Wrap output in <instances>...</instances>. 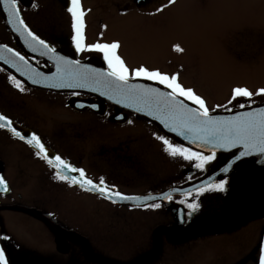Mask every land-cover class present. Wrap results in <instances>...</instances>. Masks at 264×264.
<instances>
[{
	"label": "flooded vegetation",
	"instance_id": "flooded-vegetation-1",
	"mask_svg": "<svg viewBox=\"0 0 264 264\" xmlns=\"http://www.w3.org/2000/svg\"><path fill=\"white\" fill-rule=\"evenodd\" d=\"M162 1L100 0L98 5L80 0L84 44L118 42L117 54L129 69L144 66L152 70L144 62L127 59V53L141 54H132L109 34L114 26L106 21L113 15L150 17L154 5ZM68 5L69 0H20L19 7L30 29L55 47L57 55L106 69L102 54L75 51ZM25 38L12 31L0 9V43L19 51L33 66L49 67L48 56L32 52ZM9 75L14 76L0 65V113L15 121L18 130L36 133L52 153L83 168L94 180L103 175L121 193L142 196L184 185L185 177L194 171L189 162L174 160L163 152L154 134L170 137L148 119L126 109L119 111L116 105L88 93L43 90L14 76L25 89L20 91ZM178 82L184 86L179 78ZM214 111L225 109L210 110ZM52 172L28 144L0 129V176L7 186V190L0 187V249L6 251L10 264H197L200 257L208 264L258 262L264 246V181L251 184L240 176L224 178L227 191L202 193L197 197L202 208L181 223L190 210L179 203V196L164 200L159 209L137 206L139 201L112 204L90 191L69 187ZM9 213L17 215L9 217ZM10 220L20 222L18 230L10 228ZM244 227L255 234L245 255L241 242L236 257L220 262L214 256V246L204 244L213 236L236 233Z\"/></svg>",
	"mask_w": 264,
	"mask_h": 264
},
{
	"label": "snow or ice",
	"instance_id": "snow-or-ice-1",
	"mask_svg": "<svg viewBox=\"0 0 264 264\" xmlns=\"http://www.w3.org/2000/svg\"><path fill=\"white\" fill-rule=\"evenodd\" d=\"M173 3L174 0H168V4ZM19 4L20 0H0V7L7 15V23L12 26V31L22 37L26 36L25 45L32 52L55 60L57 72L53 75H59L64 71L62 64L79 68V60L69 61L57 56L56 48L39 38L30 29L22 16ZM32 6L38 7L35 3ZM165 7L167 5L157 8L156 11L161 12ZM66 11L71 17V27L74 32L71 40L75 46V51H95L102 54V59L106 63L104 70H93L84 66L76 76L78 79L84 80L85 83H79L76 86L86 87L87 83L91 82L106 90L101 92L102 95L113 93L119 97L116 99V103H120L122 99L128 100L130 103L127 106L130 108L135 106L137 112H142L147 108L149 116L159 121L165 129L177 137L187 141L186 144L176 143L171 138L154 134L155 138L162 143L163 152L174 160L189 162L194 171L187 175L183 181L187 187L176 185L156 194L147 193L142 196H130L121 193L116 185H109L103 175L94 180L83 168L76 167L60 154L52 153L36 133L18 130L15 127V121L0 113V129H6L14 138L28 144L33 149L35 156L43 159L48 167L53 170L52 175L56 180L66 182L69 187L75 186L84 191H90L98 198L105 199L112 204L139 201L137 206L159 209L164 200L172 201L175 196H179L181 197L179 203L190 210L180 221L184 223L202 208V202L197 200V197L202 193L212 190L227 191L226 179H219L218 182L213 179V176L201 179V174L207 173L210 169L218 168L219 173L230 177L243 167L246 163L245 157L253 152L264 155V107H252L256 103L253 97H260V103L264 104V87L255 91H250L246 87H234L227 104H218L217 109L224 108L225 111L232 112L238 106L240 109L248 110L236 111L227 119L214 116L210 113L205 99L197 95L192 88L182 86L178 82L176 74L168 75L159 70H149L144 66L129 69L124 60L117 54L118 42L85 45L83 42L84 11L80 0H69ZM0 47H5L6 51L20 62L10 63L6 59L5 63H10V66L16 67L18 70L23 66H28V60L19 51L4 45H0ZM174 48L176 51H182L178 45ZM36 63L39 65L40 61L37 60ZM30 71L31 74L28 78L33 83H40V80L34 77L42 76L43 73L37 69ZM138 78L153 81L163 86L165 90H161L159 87L130 83L131 80ZM8 79L20 91L25 90L21 86V82L14 76L9 75ZM93 90L97 89L94 88ZM73 95H78V93H73ZM113 98V95L109 94V99ZM239 98H244L243 102ZM228 105L232 107L229 108ZM92 107L96 106L92 105ZM128 123L131 124L132 121L128 120ZM217 149H236V151H231L230 158H225V161L222 162L218 158ZM0 187L7 190L2 176H0ZM0 264H10L4 249H0ZM257 264H264V246L260 248Z\"/></svg>",
	"mask_w": 264,
	"mask_h": 264
},
{
	"label": "rangeland",
	"instance_id": "rangeland-1",
	"mask_svg": "<svg viewBox=\"0 0 264 264\" xmlns=\"http://www.w3.org/2000/svg\"><path fill=\"white\" fill-rule=\"evenodd\" d=\"M99 1L86 0L98 5ZM164 5L163 11H156ZM138 15H113L106 21L114 26L109 34L132 54H141L124 56L152 70L176 74L184 86L202 95L209 110L227 104L234 87L250 91L264 87V0H174L173 4L163 0L154 5L150 17ZM176 45L182 51H176ZM14 221L10 220V228L18 230L20 222ZM253 224L256 229L260 226L257 220ZM252 230L244 227L213 236L204 244L214 246L216 260L224 262L237 256L241 242L245 255L255 236ZM197 264L208 263L200 257Z\"/></svg>",
	"mask_w": 264,
	"mask_h": 264
},
{
	"label": "water",
	"instance_id": "water-1",
	"mask_svg": "<svg viewBox=\"0 0 264 264\" xmlns=\"http://www.w3.org/2000/svg\"><path fill=\"white\" fill-rule=\"evenodd\" d=\"M0 9H2V7H0ZM0 45L2 44L0 43ZM56 55H57V52H56ZM57 56L67 59L69 61L73 60L69 56H61V55H57ZM6 59L10 63L11 62L20 63L15 57L11 55V53H8L6 51L5 47H0V64L3 65L5 68H7L10 73H12L15 77H17L19 80H21L28 86H32V87H36V88H40L44 90L55 91V92H71V91L84 92V93L97 96L101 99H104L116 105L117 110L119 111L122 109H126L130 112L137 114L141 118L148 119L149 121L154 123L160 129L162 133L172 137L174 141L179 142V143H185V144L187 143V141L182 140V138L177 137L174 133L165 129L164 126L159 121H156L153 119V117L149 116L147 114L148 113L147 108H145L144 111L142 112H137L135 110V106L131 108L127 106L130 103V101L128 100L122 99L120 103H116V99H119V97H116L115 94L113 93H109L113 95L114 97L113 99H109V94H105V95L101 94L102 91H106L105 89L99 88L96 84L91 83V82H88L86 87L76 86L79 83H85L84 80H80L76 76V74L79 73L84 66H87L88 68L93 69V70H97V69L104 70L105 68L102 66H98L95 63L90 62V61L80 63L79 68H74L70 65L62 64V68L64 69V71L61 74L54 76L53 74L57 72L56 62L54 59H49L50 60L49 62L51 63V65L47 68L33 66L32 64L28 63V66H23L20 70H18L16 67L10 66V63H5ZM31 69H37L40 73H43L42 76L34 77L35 79H39L40 83L38 84L33 83L32 80L28 78V76L31 74V71H30ZM130 83L147 85L150 87H159L161 88V90H165L163 89V86L158 85L152 81H147L145 79H134V80H131ZM58 84L62 86L57 87L56 85ZM94 88L97 90L94 91L93 90ZM252 107L254 108L264 107V104H256V105H252ZM246 110L248 109L238 108L232 112L216 111V112H212L211 114L214 116L227 119V118H230L232 115H234L236 111H246ZM231 151H236V149H231V150L217 149V155L218 157L221 158V161L223 162L225 161V158H230ZM244 160L246 161V163L233 176H240L251 184H261L264 181V155L253 152L251 155L245 157ZM208 176H213V179L215 181H218L219 179H222L228 175L219 173L218 168H217L215 170L210 171L208 174L204 175L203 177H201V179H207ZM182 186L187 187V185H182Z\"/></svg>",
	"mask_w": 264,
	"mask_h": 264
}]
</instances>
